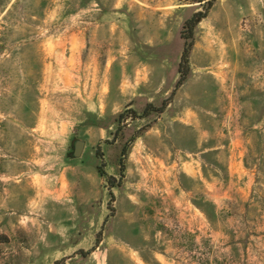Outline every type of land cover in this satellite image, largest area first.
<instances>
[{"label": "rangeland", "instance_id": "obj_1", "mask_svg": "<svg viewBox=\"0 0 264 264\" xmlns=\"http://www.w3.org/2000/svg\"><path fill=\"white\" fill-rule=\"evenodd\" d=\"M195 8L0 0V264H264V0H215L143 116Z\"/></svg>", "mask_w": 264, "mask_h": 264}, {"label": "trees", "instance_id": "obj_2", "mask_svg": "<svg viewBox=\"0 0 264 264\" xmlns=\"http://www.w3.org/2000/svg\"><path fill=\"white\" fill-rule=\"evenodd\" d=\"M183 5H191L196 7L190 17H188L182 24L181 30L179 33L180 39L183 41V47H182V52L179 57V62L177 66V74H178V79L175 83L174 89L171 92L170 96L168 99L164 100L160 107L156 110L152 109L151 105H146L143 116H146L147 114H150L151 112H155L157 114H162L166 107L169 104V100L172 99L174 96L175 91L185 82L187 79L188 73H189V54L190 51L194 45V31L197 28L198 24L204 20L209 11L211 10L215 0H179ZM132 119L133 116L129 115L124 117L123 114H119L117 116L116 122H118L120 119ZM124 149L122 151V156L125 155ZM98 172L100 175H103L102 171L98 169ZM124 173V166L121 162L120 168H119V177L122 178ZM113 179H110L112 181ZM110 187L113 188L114 185L110 184ZM100 243V239L97 238L96 240V245ZM94 251V249H91L87 252H82L83 256L89 255Z\"/></svg>", "mask_w": 264, "mask_h": 264}, {"label": "water", "instance_id": "obj_3", "mask_svg": "<svg viewBox=\"0 0 264 264\" xmlns=\"http://www.w3.org/2000/svg\"><path fill=\"white\" fill-rule=\"evenodd\" d=\"M85 147V143L80 140H73L71 144L72 153L70 154V157L72 159H78Z\"/></svg>", "mask_w": 264, "mask_h": 264}]
</instances>
